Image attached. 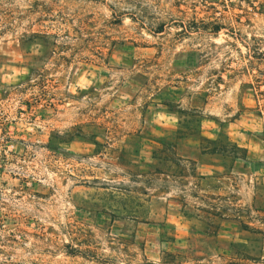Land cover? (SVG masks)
<instances>
[{
	"label": "rangeland",
	"instance_id": "obj_1",
	"mask_svg": "<svg viewBox=\"0 0 264 264\" xmlns=\"http://www.w3.org/2000/svg\"><path fill=\"white\" fill-rule=\"evenodd\" d=\"M0 264H264V0H0Z\"/></svg>",
	"mask_w": 264,
	"mask_h": 264
}]
</instances>
